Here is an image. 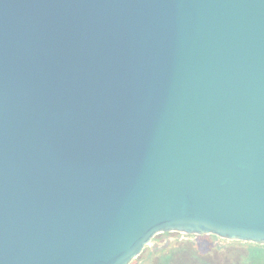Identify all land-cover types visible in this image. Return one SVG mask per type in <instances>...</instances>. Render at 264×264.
Returning a JSON list of instances; mask_svg holds the SVG:
<instances>
[{"label": "water", "instance_id": "obj_1", "mask_svg": "<svg viewBox=\"0 0 264 264\" xmlns=\"http://www.w3.org/2000/svg\"><path fill=\"white\" fill-rule=\"evenodd\" d=\"M164 232L264 245V0H0V264Z\"/></svg>", "mask_w": 264, "mask_h": 264}, {"label": "trees", "instance_id": "obj_2", "mask_svg": "<svg viewBox=\"0 0 264 264\" xmlns=\"http://www.w3.org/2000/svg\"><path fill=\"white\" fill-rule=\"evenodd\" d=\"M246 244L237 246L231 242L223 250L213 249L212 251H202L195 245L185 243L181 246L169 244L162 248L188 252L196 264H264V245ZM169 256L166 254L161 255L163 259H167ZM166 262V260H162L163 264Z\"/></svg>", "mask_w": 264, "mask_h": 264}, {"label": "flooded vegetation", "instance_id": "obj_3", "mask_svg": "<svg viewBox=\"0 0 264 264\" xmlns=\"http://www.w3.org/2000/svg\"><path fill=\"white\" fill-rule=\"evenodd\" d=\"M163 235L171 236L173 240L171 245L181 246L183 243L195 245L194 239L197 235H188L185 238H179L177 232H164ZM212 235V234H208ZM196 246V245H195ZM199 249V248H198ZM170 255L167 259H163L161 255ZM136 261L134 262V260ZM132 260L129 264H163L162 260L167 262L164 264H196L188 252L178 251V249L155 248L153 250H142V252ZM193 262H192V260Z\"/></svg>", "mask_w": 264, "mask_h": 264}, {"label": "rangeland", "instance_id": "obj_4", "mask_svg": "<svg viewBox=\"0 0 264 264\" xmlns=\"http://www.w3.org/2000/svg\"><path fill=\"white\" fill-rule=\"evenodd\" d=\"M172 241L173 240L171 239V236L163 235L162 233H159L153 237L151 242L148 245H146L143 250L148 251V250H153L155 248L159 249L163 246L169 245L170 242ZM194 242H195L194 244L198 248L202 249V251L204 250L212 251L213 249L223 250L226 248V245H229L231 242L237 246L247 245L246 243H250V242H242V241H236V240L231 241V240L219 238L215 235H208V234L197 235L194 239ZM135 261L136 259L134 260V262Z\"/></svg>", "mask_w": 264, "mask_h": 264}, {"label": "built area", "instance_id": "obj_5", "mask_svg": "<svg viewBox=\"0 0 264 264\" xmlns=\"http://www.w3.org/2000/svg\"><path fill=\"white\" fill-rule=\"evenodd\" d=\"M179 238H185L186 236H188V234H184V233H178Z\"/></svg>", "mask_w": 264, "mask_h": 264}]
</instances>
